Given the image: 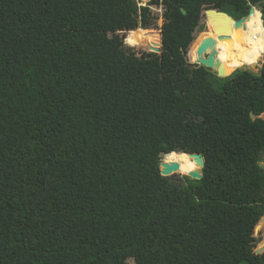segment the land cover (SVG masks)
I'll return each instance as SVG.
<instances>
[{
  "label": "trees",
  "instance_id": "1",
  "mask_svg": "<svg viewBox=\"0 0 264 264\" xmlns=\"http://www.w3.org/2000/svg\"><path fill=\"white\" fill-rule=\"evenodd\" d=\"M139 4L0 0V264H264V0ZM251 6L206 40L231 76L182 59L205 9ZM180 152L201 179L161 174L199 170Z\"/></svg>",
  "mask_w": 264,
  "mask_h": 264
},
{
  "label": "water",
  "instance_id": "2",
  "mask_svg": "<svg viewBox=\"0 0 264 264\" xmlns=\"http://www.w3.org/2000/svg\"><path fill=\"white\" fill-rule=\"evenodd\" d=\"M256 9L255 6H251L248 11L247 16H243L239 19L233 18L229 13L225 11H221L217 8H208L205 9L204 14L200 17L199 19V25L201 28V31L199 35L194 38L192 43L187 46L181 54L182 59H184L187 63H192L194 64H199V65H213L217 64L219 61L218 59L214 58H209L205 59L202 56V52L205 50L206 45H207V37L203 38L199 42V38L201 37L203 32H206V34H209L210 31H214L216 35H230L232 34L233 27L238 28L241 25H245L246 19L250 16V14ZM183 12H186V10L183 9ZM261 12V11H260ZM208 21L213 23V28L209 26ZM152 35H155L158 37L156 41H152L149 43V48L154 51L159 53L160 55L162 54L163 51V30L158 29L155 32L152 33ZM206 42V43H205ZM193 50H197V59L194 60V57L192 56ZM194 60V61H193ZM244 67V66H243ZM219 69L222 73V75H217L219 77H229L231 74L236 70L230 71L224 64H221L219 66ZM246 70L253 75H260L262 73V66L255 67V66H246ZM226 74V75H225ZM180 153H186L190 157L194 158L198 164L200 165V168L198 171H192L188 173L187 175L192 177V178H197L201 179L203 177L202 173V168L205 166V158L202 153H187V152H180ZM168 154H166L164 157H166ZM179 165L177 163H172V164H167L164 161V158L162 159L160 163V168H161V174L164 176H170L173 171L177 170ZM261 167L264 169V166L261 165Z\"/></svg>",
  "mask_w": 264,
  "mask_h": 264
},
{
  "label": "rangeland",
  "instance_id": "3",
  "mask_svg": "<svg viewBox=\"0 0 264 264\" xmlns=\"http://www.w3.org/2000/svg\"><path fill=\"white\" fill-rule=\"evenodd\" d=\"M147 1H148V0H140V4H139V5H146ZM66 9L69 10V11H77V10H78L77 6H67ZM163 11H164V9H163L161 6H152V7H151V9H150V11H149L150 25H149L147 28L152 27V28L155 29V30H158V29H161V28H162V26H163V24H164V22H165V18H164V16H163ZM79 13H80L81 21L84 22V20H85V14H84V12H83V11H79ZM203 14H204V12H203ZM208 23H209V26H210L211 29H212V28H213V23L210 22V21H208ZM200 31H201L200 25H197V28L195 29V31H194V33H193V38H196V37L199 35ZM234 32H235V27H233L232 34H233ZM202 34H203V38L207 37V40H208V38L213 37V36H216V37H217V36H223V35H216V34L214 33L213 30L210 31L209 34H206V32H203ZM122 36H123V38H124V39H123V40H124V42H123V46H124V48H125L126 50H130V49L126 46V43H125L126 32H122ZM152 39H153V38H152ZM143 40H145V41H149V40H151V38H146V39H143ZM203 58H205V59H209V58H211V54H210V52H208V53L206 52V54L204 53V54H203ZM263 60H264V58H263V56H262V59L260 60L259 63H257V65H256L255 67L262 66V64H263ZM189 64H192V63H189ZM197 66H198V68H200L202 65L197 64ZM204 66H205L206 69L208 70V73H209V74H216V73H214L213 70H212V65H207V64H206V65H204ZM191 67H194V65H192ZM216 75H217V74H216ZM260 165H263V166H264V160L261 161ZM185 175H187V174L173 173V174H171V175L169 176V178H170V181H171V182H173L174 184H176V183H178V182L184 180V176H185ZM255 226H256V225H255ZM128 264H136V263L134 262V260L129 259V260H128Z\"/></svg>",
  "mask_w": 264,
  "mask_h": 264
},
{
  "label": "bare ground",
  "instance_id": "4",
  "mask_svg": "<svg viewBox=\"0 0 264 264\" xmlns=\"http://www.w3.org/2000/svg\"><path fill=\"white\" fill-rule=\"evenodd\" d=\"M254 12V11H253ZM253 12L250 14V16L246 19V21H245V23L244 24H246V22L250 19V17H252V14H253ZM243 27L245 28V25H243ZM263 41H264V38H263ZM263 44V43H262ZM206 52L207 51H204L203 52V54L205 53L206 54ZM211 54V58H214V53L212 52V53H210ZM188 155V154H187ZM194 166L197 168V169H199L200 168V165L198 164V162L196 161V160H194Z\"/></svg>",
  "mask_w": 264,
  "mask_h": 264
},
{
  "label": "flooded vegetation",
  "instance_id": "5",
  "mask_svg": "<svg viewBox=\"0 0 264 264\" xmlns=\"http://www.w3.org/2000/svg\"><path fill=\"white\" fill-rule=\"evenodd\" d=\"M220 10V9H219ZM222 11V10H221ZM229 13V12H228ZM230 14V13H229ZM233 18H235L236 20L237 19H239V18H241V17H239V18H237V17H235V16H233L232 14H230ZM247 16V15H246Z\"/></svg>",
  "mask_w": 264,
  "mask_h": 264
}]
</instances>
